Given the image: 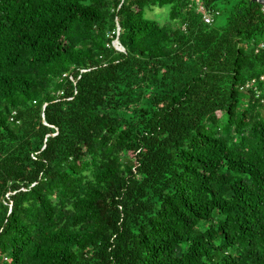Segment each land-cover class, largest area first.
Instances as JSON below:
<instances>
[{
    "label": "trees",
    "instance_id": "trees-1",
    "mask_svg": "<svg viewBox=\"0 0 264 264\" xmlns=\"http://www.w3.org/2000/svg\"><path fill=\"white\" fill-rule=\"evenodd\" d=\"M201 2L0 0V264H264L263 7Z\"/></svg>",
    "mask_w": 264,
    "mask_h": 264
},
{
    "label": "rangeland",
    "instance_id": "rangeland-1",
    "mask_svg": "<svg viewBox=\"0 0 264 264\" xmlns=\"http://www.w3.org/2000/svg\"><path fill=\"white\" fill-rule=\"evenodd\" d=\"M172 8L171 6H165L163 8L155 7L152 9H148L146 11V17L149 20L156 21L160 24H166L170 20V15H171ZM226 24V15L222 14L218 17H216V23L215 26L217 27H222ZM242 100L245 102L248 101V95L243 94L242 95Z\"/></svg>",
    "mask_w": 264,
    "mask_h": 264
},
{
    "label": "built area",
    "instance_id": "built-area-1",
    "mask_svg": "<svg viewBox=\"0 0 264 264\" xmlns=\"http://www.w3.org/2000/svg\"><path fill=\"white\" fill-rule=\"evenodd\" d=\"M194 3V8L195 10L200 13L202 16V20L206 25H213L215 22V17L218 15V13H215L213 11L207 10L206 7L202 4L201 0H192V4ZM263 12H264V7H263ZM264 48V45H262ZM260 81H264V76L260 78ZM258 80L257 79H252L248 81L242 88L241 90L243 92H247L249 90H252L254 86L257 84ZM256 92L258 93L257 89H255Z\"/></svg>",
    "mask_w": 264,
    "mask_h": 264
},
{
    "label": "water",
    "instance_id": "water-1",
    "mask_svg": "<svg viewBox=\"0 0 264 264\" xmlns=\"http://www.w3.org/2000/svg\"><path fill=\"white\" fill-rule=\"evenodd\" d=\"M254 2L258 3L259 5H261L262 7H264V0H253ZM119 35H120V28L118 27V30H117V38L116 40L114 41L113 43V46L114 48L117 50V51H120V52H124V48L121 46L120 42H119Z\"/></svg>",
    "mask_w": 264,
    "mask_h": 264
}]
</instances>
